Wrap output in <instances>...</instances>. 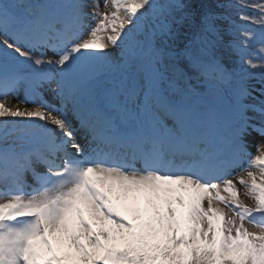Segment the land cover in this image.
Here are the masks:
<instances>
[{
  "label": "snow or ice",
  "instance_id": "snow-or-ice-1",
  "mask_svg": "<svg viewBox=\"0 0 264 264\" xmlns=\"http://www.w3.org/2000/svg\"><path fill=\"white\" fill-rule=\"evenodd\" d=\"M0 264H264V0H0Z\"/></svg>",
  "mask_w": 264,
  "mask_h": 264
},
{
  "label": "rangeland",
  "instance_id": "rangeland-1",
  "mask_svg": "<svg viewBox=\"0 0 264 264\" xmlns=\"http://www.w3.org/2000/svg\"><path fill=\"white\" fill-rule=\"evenodd\" d=\"M100 2H101V7H102V6H103V0H100ZM52 55H53V54H52L51 52H46L44 58H45V59H48V58L51 57ZM25 98H27V97H26L24 91L21 90V91H19V92L15 95V97H13V96L10 95L9 98H8V100H9V104H10V105L15 104V103L17 102V100H19V101L21 102V105H20V106H21L22 108H23V107H31V104H29V105H24V104L22 103V102L25 100ZM45 98H47V94H46V97H45ZM261 142H262V138H261L260 136L256 135V134H253L252 137H249L248 144H249V147H251V148H250V152H251L253 155L256 154V146L259 145ZM243 167H246V165L243 164ZM236 171L238 172L239 169H237ZM240 199H241L242 201H244V202L247 203V198L243 196L242 191H241Z\"/></svg>",
  "mask_w": 264,
  "mask_h": 264
},
{
  "label": "trees",
  "instance_id": "trees-1",
  "mask_svg": "<svg viewBox=\"0 0 264 264\" xmlns=\"http://www.w3.org/2000/svg\"><path fill=\"white\" fill-rule=\"evenodd\" d=\"M201 2L212 5L213 7L215 6V3L217 2H225V0H195V4L199 5ZM224 55L227 57V53H224ZM233 59H235L233 57Z\"/></svg>",
  "mask_w": 264,
  "mask_h": 264
}]
</instances>
